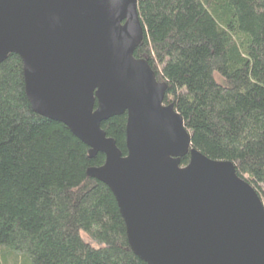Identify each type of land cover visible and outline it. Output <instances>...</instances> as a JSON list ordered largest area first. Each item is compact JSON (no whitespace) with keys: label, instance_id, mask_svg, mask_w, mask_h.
Returning <instances> with one entry per match:
<instances>
[{"label":"trees","instance_id":"obj_1","mask_svg":"<svg viewBox=\"0 0 264 264\" xmlns=\"http://www.w3.org/2000/svg\"><path fill=\"white\" fill-rule=\"evenodd\" d=\"M136 59L167 87L194 149L231 162L264 204V0H138ZM127 116L102 129L123 156ZM185 157L182 166H186ZM105 156L27 98L23 63L0 64V264H147L131 250Z\"/></svg>","mask_w":264,"mask_h":264},{"label":"water","instance_id":"obj_2","mask_svg":"<svg viewBox=\"0 0 264 264\" xmlns=\"http://www.w3.org/2000/svg\"><path fill=\"white\" fill-rule=\"evenodd\" d=\"M138 0H0V64L23 63L38 115L105 156L87 175L111 190L147 264H264V204L231 162L193 148L142 43ZM127 116L124 157L102 129ZM186 166H182L185 157Z\"/></svg>","mask_w":264,"mask_h":264}]
</instances>
